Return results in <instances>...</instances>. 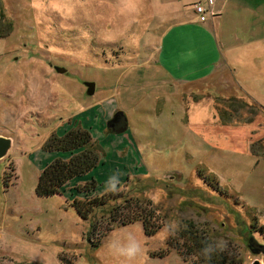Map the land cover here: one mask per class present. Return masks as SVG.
<instances>
[{
  "label": "rangeland",
  "instance_id": "374dc122",
  "mask_svg": "<svg viewBox=\"0 0 264 264\" xmlns=\"http://www.w3.org/2000/svg\"><path fill=\"white\" fill-rule=\"evenodd\" d=\"M195 2L0 0V135L14 140L0 160V264H65L64 254L74 264H196L195 251L187 263L171 248V257L149 260L169 241L182 247L189 233L222 240L217 252L227 264H264V69L246 63L245 83L211 77L174 87L155 60L163 33L198 19ZM253 70L260 82L247 84ZM87 83L96 85L92 96ZM113 108L127 116L128 135L108 127ZM77 128L89 131L104 155L79 183L95 182L94 196L115 182V192L154 212L161 226L154 238L137 223L94 250L92 223L79 217L69 194L38 197L44 169L71 157L45 144ZM7 176H16L8 188ZM109 211L95 214L104 226ZM171 221L180 230L164 234ZM130 232L143 249L131 262L109 247ZM255 241L262 247L253 249Z\"/></svg>",
  "mask_w": 264,
  "mask_h": 264
},
{
  "label": "crops",
  "instance_id": "0c3cea01",
  "mask_svg": "<svg viewBox=\"0 0 264 264\" xmlns=\"http://www.w3.org/2000/svg\"><path fill=\"white\" fill-rule=\"evenodd\" d=\"M200 1L196 0L194 4ZM215 11L217 18L205 23L199 22L197 18L181 19L160 37L155 60L174 87L194 85L211 77L238 78L245 83L246 77L242 73V68L247 66L246 63L249 68L264 69V64H261L264 59V0L217 1ZM248 14H251L253 19L247 23ZM261 75L259 71L253 70L250 73L251 81L247 84L260 82ZM117 110L118 108L110 109L108 114L113 117ZM102 111L103 109L100 110ZM128 130L129 125L124 132H111L128 135ZM118 229L121 228L115 229L108 236ZM144 235L146 238H151L145 234V231ZM169 257L171 254L165 258L152 257L149 260H165Z\"/></svg>",
  "mask_w": 264,
  "mask_h": 264
},
{
  "label": "trees",
  "instance_id": "16d2710c",
  "mask_svg": "<svg viewBox=\"0 0 264 264\" xmlns=\"http://www.w3.org/2000/svg\"><path fill=\"white\" fill-rule=\"evenodd\" d=\"M45 149L50 153H66L70 154V159H56L48 165L40 176L37 195L38 197H53L55 195L69 194L73 199L72 207L76 210L79 217L84 221H91L92 227L89 233V243L92 249L96 250L101 247L103 240L117 228L126 227L135 223L143 225L145 234L148 237H154L158 234L161 226L156 223L154 212H148L142 204L127 200L122 193L105 191L100 195H94L97 192L95 182L82 184L80 179L96 169L102 163L104 155L102 148L94 140L92 134L84 129L77 128L69 131L63 136L53 134L45 144ZM11 176H7L3 181L5 187H9L12 181ZM211 185L217 181L206 179ZM123 199V203L120 202ZM109 211V224L103 225L101 219L95 217V214L100 209ZM255 224H253V227ZM185 232L189 233L188 230ZM96 233L100 234L98 241L94 240ZM189 238L180 246V242L169 241L167 243L168 250L161 251L158 254H152V257L165 258L169 253V249L176 250L185 262L188 263V255L191 256L195 251L200 258V262L196 264H227L228 256L223 257L215 252L211 260H205L201 255V249L204 247V242H210L206 237L202 238L198 234L189 233ZM181 240L184 239L180 234ZM190 239V240H189ZM254 244V245H253ZM251 247H262L256 244V241L250 243ZM61 260L65 264H74V261L68 259L67 254L61 256ZM76 260V259H75ZM254 264H258L257 262Z\"/></svg>",
  "mask_w": 264,
  "mask_h": 264
},
{
  "label": "clouds",
  "instance_id": "9594fccd",
  "mask_svg": "<svg viewBox=\"0 0 264 264\" xmlns=\"http://www.w3.org/2000/svg\"><path fill=\"white\" fill-rule=\"evenodd\" d=\"M121 3L124 0H120ZM107 191H117L116 183L113 181L109 182V185L106 187ZM154 203H158L159 201L153 198ZM180 230V225L176 221H171L168 224H165L162 232L164 234L175 235ZM109 247L112 249L115 255L119 257H123L126 261H134L138 256L142 253V244L139 239L133 233H127L123 237H117L113 239ZM225 248V244L222 240H217L213 242H204V247L201 249V255L205 258V260H211L212 255L218 250H223Z\"/></svg>",
  "mask_w": 264,
  "mask_h": 264
},
{
  "label": "water",
  "instance_id": "95a60500",
  "mask_svg": "<svg viewBox=\"0 0 264 264\" xmlns=\"http://www.w3.org/2000/svg\"><path fill=\"white\" fill-rule=\"evenodd\" d=\"M57 70L60 73L66 72V70L62 69V68H58ZM86 86L88 87V94L91 96L94 95L96 92V85L94 83H87ZM119 117L120 118L122 117V119L125 122H127V118L124 115V113L118 112L115 114V116L112 118V120L108 124V127L110 128V130H112V131L116 130L115 126L113 125V122ZM13 148H14L13 138L0 135V160L7 158L10 155Z\"/></svg>",
  "mask_w": 264,
  "mask_h": 264
},
{
  "label": "built area",
  "instance_id": "2783aa9c",
  "mask_svg": "<svg viewBox=\"0 0 264 264\" xmlns=\"http://www.w3.org/2000/svg\"><path fill=\"white\" fill-rule=\"evenodd\" d=\"M195 14L199 22L205 23L217 17L215 11V0H203L195 4Z\"/></svg>",
  "mask_w": 264,
  "mask_h": 264
},
{
  "label": "flooded vegetation",
  "instance_id": "af4514ba",
  "mask_svg": "<svg viewBox=\"0 0 264 264\" xmlns=\"http://www.w3.org/2000/svg\"><path fill=\"white\" fill-rule=\"evenodd\" d=\"M115 116V115H114ZM113 125L115 126L117 132H124L127 130V122H125L122 117L117 118L114 122ZM126 128V129H125Z\"/></svg>",
  "mask_w": 264,
  "mask_h": 264
}]
</instances>
